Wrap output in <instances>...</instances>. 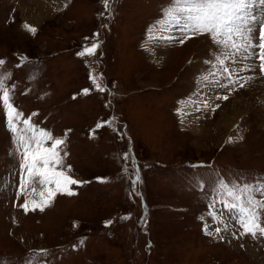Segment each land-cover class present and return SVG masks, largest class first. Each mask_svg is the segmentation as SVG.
<instances>
[{
	"label": "rangeland",
	"instance_id": "374dc122",
	"mask_svg": "<svg viewBox=\"0 0 264 264\" xmlns=\"http://www.w3.org/2000/svg\"><path fill=\"white\" fill-rule=\"evenodd\" d=\"M169 7L114 0L109 15L102 0H0V76L24 118L64 139L58 170L87 182L25 214L18 205L39 202L42 188L17 196L19 157L0 111V264H264V238H233L239 213L219 189L264 182V77L257 62L240 73L256 76L246 87H220L227 73L212 64L227 50L207 35L179 43ZM92 43L95 55H77Z\"/></svg>",
	"mask_w": 264,
	"mask_h": 264
},
{
	"label": "snow or ice",
	"instance_id": "6c2138e0",
	"mask_svg": "<svg viewBox=\"0 0 264 264\" xmlns=\"http://www.w3.org/2000/svg\"><path fill=\"white\" fill-rule=\"evenodd\" d=\"M113 2L114 0H102L105 12L109 15ZM257 12L261 15H256ZM100 15L103 16L104 13L102 12ZM166 15L173 24L178 26V30L184 36V39H181L179 43L183 44L185 39L191 36L207 35L217 49L227 50L222 55H215V63L212 64L214 68L227 73V83L216 81L220 87L228 88L230 84H236L240 80L244 82L239 83V87H246L247 83L256 79V76H241L240 73L255 72L257 62L259 75L264 77V0H170V7L167 9ZM22 27L33 34L37 31L35 27L27 23H24ZM98 47V43H92L77 55L93 56ZM23 59L22 57L21 60ZM4 63L5 61L0 60V65ZM205 63H211V61H205ZM209 75H215V73H209ZM89 78L97 91H105L100 77H94L90 73ZM202 79L208 80V76H203ZM6 80L7 77L0 76V111L4 115L8 131L12 133V155L19 157L17 169L19 191L17 196L29 188L35 192L37 185L42 188L39 192V202L26 198L18 207L23 209L25 214L37 210L43 212L51 205L57 193H64L68 196L75 195L71 186L87 182L79 181L65 171L58 170L62 168L63 164L60 147L65 143L64 139L54 138L48 130L39 129L32 123L31 117L24 118V114L13 103L12 92L10 88L6 87ZM235 90L233 88L229 91ZM89 92L88 88L82 89L84 95H88ZM216 98L227 100L229 97L228 95L222 97L218 95ZM204 107L208 108L209 104L204 102ZM216 108H219L218 104L211 110L215 111ZM197 110L199 111V108ZM105 124H110V121L98 122L96 129ZM94 132L95 129L90 132V136ZM237 139L242 140L243 137L230 136L228 142L232 143ZM49 142H51L50 146H48ZM64 155L66 156L67 153L65 152ZM124 159L125 161L129 159L127 153L124 154ZM133 163H135L134 160ZM138 183L139 176L136 173V178L132 180L134 192ZM53 185L54 187H52ZM201 187L203 188V184ZM219 189L223 192L220 202L225 207L235 209L239 213L242 231L233 232V238L242 239L246 236H250L252 239L264 238V201L257 200L254 195L259 191L264 196V182L226 184L220 181ZM209 215L213 216V219L216 218L211 211ZM105 224H111V221H106ZM214 231L221 240L224 239L223 236H220L221 228H215ZM205 234L212 235V232L207 230V225ZM241 247H243L242 244ZM45 251L40 250L41 256ZM25 264H33V262L29 260L25 261ZM35 264H39V260Z\"/></svg>",
	"mask_w": 264,
	"mask_h": 264
},
{
	"label": "bare ground",
	"instance_id": "6f19581e",
	"mask_svg": "<svg viewBox=\"0 0 264 264\" xmlns=\"http://www.w3.org/2000/svg\"><path fill=\"white\" fill-rule=\"evenodd\" d=\"M154 56V55H153ZM157 58V57H156ZM161 58H162V56H161Z\"/></svg>",
	"mask_w": 264,
	"mask_h": 264
}]
</instances>
